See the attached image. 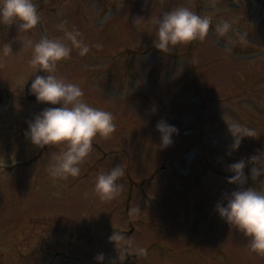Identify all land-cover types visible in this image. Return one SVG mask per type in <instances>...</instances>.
Wrapping results in <instances>:
<instances>
[{"label":"rangeland","instance_id":"obj_1","mask_svg":"<svg viewBox=\"0 0 264 264\" xmlns=\"http://www.w3.org/2000/svg\"><path fill=\"white\" fill-rule=\"evenodd\" d=\"M52 2L34 0L45 18ZM75 3L86 15L74 23L64 15L47 20V37L75 29L90 50L82 57L73 48L55 74L78 85L89 106L111 112L116 131L93 139L79 176L53 178L48 168L64 145L36 161L39 147L25 137L27 121L60 107L23 95L30 79L46 75L29 64L25 46L42 35L37 26L21 33L0 24V264H121L127 247L138 252L128 264H264L249 238L215 211L222 195L237 189L227 183V165L264 150V0ZM182 5L211 19L208 35L161 52L153 43L155 21ZM221 20L232 25L224 36L215 30ZM8 43L12 54L3 56ZM161 119L178 129L166 148L156 129ZM233 121L257 132L235 151ZM116 164L125 170L117 181L123 190L101 200L96 177ZM249 169L244 187L264 191V176L253 181ZM113 232L131 243L116 245ZM101 253L103 262L95 259Z\"/></svg>","mask_w":264,"mask_h":264},{"label":"clouds","instance_id":"obj_2","mask_svg":"<svg viewBox=\"0 0 264 264\" xmlns=\"http://www.w3.org/2000/svg\"><path fill=\"white\" fill-rule=\"evenodd\" d=\"M40 20L34 0H0V24H15L18 32L26 33L34 29ZM143 20V17L134 18L136 23ZM155 23L157 27L154 46L161 52H168L178 44L203 40L208 35L212 22L209 17L200 16L182 5L162 13ZM231 29L232 25L227 20H221L215 26L220 36H224ZM25 46L32 50L29 64L46 73L35 75L30 93L36 97L38 103L60 105L44 108L27 121L25 137L39 148L64 145L63 150L52 156L54 163L49 165L48 172L53 178L77 177L80 175L79 165L92 151L93 139L97 135L110 138L116 131L111 112L89 106L83 100L84 92L78 85L66 82L64 77L55 74L58 62L69 58L73 48L78 49L79 55L83 57L89 52V46L82 39V33L75 29L65 30L63 38L50 39L42 36L38 42L28 39ZM2 54H12L9 43L3 45ZM156 129L160 133L161 147L171 146L172 136L178 134V129L163 119L157 122ZM228 130L233 138L231 151L238 150L243 138L257 137L255 129L238 121L228 124ZM249 166L251 180L264 176V150H258L250 157L227 165L226 171L233 173L227 178V183L237 185V189L230 193L225 192L216 203L215 211L221 219L249 238L248 247L251 252L264 255V191L244 187L249 179L244 170ZM124 174L125 170L120 164L107 172H100L94 185L98 197L111 201L119 196L123 185L117 181ZM138 211L139 209H132V212ZM109 240L116 245L118 242L131 243L118 232H113ZM95 259L103 262L104 255L98 254Z\"/></svg>","mask_w":264,"mask_h":264},{"label":"flooded vegetation","instance_id":"obj_3","mask_svg":"<svg viewBox=\"0 0 264 264\" xmlns=\"http://www.w3.org/2000/svg\"><path fill=\"white\" fill-rule=\"evenodd\" d=\"M76 0H53V6H51V8H47L49 9V12H48V16L45 18L44 15H40L41 16V20L40 22L38 23L37 25V29L36 31H38L37 33L40 32V35L42 36H47L48 34V28H47V20H50V21H53V22H57L55 16H61V15H64L70 23H74L76 22V20H78L79 18L81 17H84L86 15V7L84 6H81V5H77L75 3ZM110 6V5H109ZM46 9V10H47ZM39 12V11H38ZM57 13V14H56ZM49 14L52 16H49ZM98 19H102V18H98ZM103 20L99 23H102ZM34 30V29H33ZM86 30V29H85ZM85 30L83 31V37L86 36L85 34ZM41 36V37H42ZM116 50V49H115ZM115 54V57L117 56L116 53ZM87 76V75H86ZM112 81H111V84H109L110 86H115V79H114V76L113 78L111 77ZM34 80V78L30 79L26 84H25V87H24V90H23V95L31 100V101H36V99L34 98H31L29 97V89L31 87V83L32 81ZM75 84V83H73ZM33 146V144L31 145V147ZM57 146V149H54V148H49L50 146H45L43 148H39V152L38 154H35L34 156V160H38L40 159L41 157H43V155H50L51 154V151H55V152H59L60 150V145H56ZM62 146V145H61ZM35 147V145L33 146ZM37 149V148H36ZM150 253H153V252H150ZM165 253H169V252H165ZM138 255V252H135V253H130L128 251V247L126 248V254H125V258H124V261L121 263V264H128L132 257L133 256H137ZM162 261H170L166 258L162 259ZM157 263L156 260H145V262H142L141 261V264H144V263H147V264H151V263ZM167 263V262H166Z\"/></svg>","mask_w":264,"mask_h":264},{"label":"water","instance_id":"obj_4","mask_svg":"<svg viewBox=\"0 0 264 264\" xmlns=\"http://www.w3.org/2000/svg\"><path fill=\"white\" fill-rule=\"evenodd\" d=\"M29 92H30V89H29ZM29 97L36 99V97L31 93H29Z\"/></svg>","mask_w":264,"mask_h":264}]
</instances>
